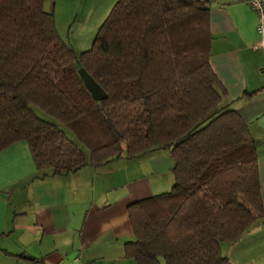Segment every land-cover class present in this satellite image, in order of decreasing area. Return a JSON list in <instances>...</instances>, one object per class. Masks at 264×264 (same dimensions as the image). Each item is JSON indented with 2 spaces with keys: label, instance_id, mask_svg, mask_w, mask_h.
Instances as JSON below:
<instances>
[{
  "label": "trees",
  "instance_id": "1",
  "mask_svg": "<svg viewBox=\"0 0 264 264\" xmlns=\"http://www.w3.org/2000/svg\"><path fill=\"white\" fill-rule=\"evenodd\" d=\"M51 0H0V152L26 142L52 176L167 150L171 189L128 207L136 264H228L264 217L248 125L222 106L208 58V6L198 0H117L79 55L59 35ZM106 93L93 100L78 69ZM69 129L89 158L55 124Z\"/></svg>",
  "mask_w": 264,
  "mask_h": 264
},
{
  "label": "crops",
  "instance_id": "2",
  "mask_svg": "<svg viewBox=\"0 0 264 264\" xmlns=\"http://www.w3.org/2000/svg\"><path fill=\"white\" fill-rule=\"evenodd\" d=\"M116 1L51 0L44 10L54 14L64 40L63 25L101 26ZM198 1L209 9L208 62L226 92L222 106L239 114L255 142L264 206V53L254 49L257 16L241 0ZM171 167L160 149L52 176L35 168L26 142L10 145L0 152V264H136L125 258L124 246L134 240L128 207L168 192ZM221 253L228 264H264V217L234 245L222 244Z\"/></svg>",
  "mask_w": 264,
  "mask_h": 264
},
{
  "label": "rangeland",
  "instance_id": "3",
  "mask_svg": "<svg viewBox=\"0 0 264 264\" xmlns=\"http://www.w3.org/2000/svg\"><path fill=\"white\" fill-rule=\"evenodd\" d=\"M99 26H94L93 25V26H90V27L80 28V27H78L76 25V23L73 24L71 22L68 25H63V28L61 29V31H62L61 34L64 37V41L66 43L69 42L70 44H72L76 48L74 50H77L76 51L77 55H79L81 50H82V52H84V51H87V50H89L91 48ZM68 33H70V37H69L70 39L67 38V34ZM34 111L38 115L39 118H41V119H43V120H45L47 122H50V123H53V124L57 125L66 134V136L73 143H75L85 153L86 157L89 158V151L81 143L78 142V140L76 139L74 134L69 129L64 127L59 122L55 121L53 118H51V117L47 116L46 114H44L38 108L35 107ZM170 178L173 181V177L170 176Z\"/></svg>",
  "mask_w": 264,
  "mask_h": 264
},
{
  "label": "built area",
  "instance_id": "4",
  "mask_svg": "<svg viewBox=\"0 0 264 264\" xmlns=\"http://www.w3.org/2000/svg\"><path fill=\"white\" fill-rule=\"evenodd\" d=\"M241 2L251 6L256 13L258 42L254 49H260L264 53V0H241Z\"/></svg>",
  "mask_w": 264,
  "mask_h": 264
},
{
  "label": "water",
  "instance_id": "5",
  "mask_svg": "<svg viewBox=\"0 0 264 264\" xmlns=\"http://www.w3.org/2000/svg\"><path fill=\"white\" fill-rule=\"evenodd\" d=\"M78 75L94 101L99 102L106 100L107 98L106 93L95 82V80L85 71L84 68L78 69Z\"/></svg>",
  "mask_w": 264,
  "mask_h": 264
}]
</instances>
